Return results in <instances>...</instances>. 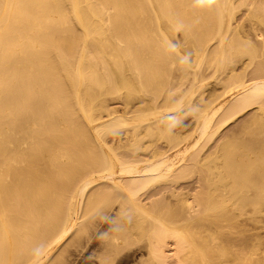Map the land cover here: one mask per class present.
Returning <instances> with one entry per match:
<instances>
[{
    "label": "bare ground",
    "instance_id": "bare-ground-1",
    "mask_svg": "<svg viewBox=\"0 0 264 264\" xmlns=\"http://www.w3.org/2000/svg\"><path fill=\"white\" fill-rule=\"evenodd\" d=\"M237 2L0 0V264L62 263L113 205L110 253L264 264V3Z\"/></svg>",
    "mask_w": 264,
    "mask_h": 264
},
{
    "label": "rangeland",
    "instance_id": "rangeland-1",
    "mask_svg": "<svg viewBox=\"0 0 264 264\" xmlns=\"http://www.w3.org/2000/svg\"><path fill=\"white\" fill-rule=\"evenodd\" d=\"M240 0H238V4L240 3L239 2ZM253 1V2H252ZM255 1V2H254ZM261 1V2H260ZM258 0V2H260V3H264V0ZM243 2H246V5H247V3L249 2V3H251V4H254V3H258L256 0H251V2L250 1H244L243 0ZM248 3V4H249ZM245 5V4H244ZM239 7H241V9L239 8ZM247 7L246 6H240V4H239V6H238V8H237V15H238V17H240V14L242 13V11H243V13L242 14H244V12H245V9H246ZM241 10V11H240ZM178 34H180L179 32H177V36L176 37H180L181 36V34L180 35H178ZM175 37V36H174ZM172 38L173 39V41L176 43V41L178 40L177 38V40L175 39V38ZM178 37V38H179ZM188 59L189 60H191L192 61V58H191V56H189L188 57ZM176 69V68H175ZM182 70V69H181ZM176 71V70H175ZM174 71V72H175ZM180 73V68L178 69V67H177V71L175 72L176 74H179ZM181 73H182V71H181ZM180 73V74H181ZM215 83H216V86L213 88V89H217V88H220L219 86V84H217V80H213L212 79V82L210 83L211 85H209V86H207V88L208 89H206V91H205V94H204V96H207L208 94V92H209V88H211V90H212V86H214L215 85ZM109 95V96H108ZM108 95H106L107 97H106V105H108V107H110L109 109H111V106H114V107H118L119 108V106H121L122 108H123V106H122V104L119 102L120 101V98H118V100H115V99H113V101L111 100V94H108ZM107 100H108V102H107ZM114 100H115V102H114ZM113 102V103H112ZM108 103V104H107ZM117 103V104H116ZM119 103H120V105H119ZM117 105V106H116ZM188 114H190V115H185L186 117L184 118V119H180L181 121H179V123L178 124H176V127H175V129L177 128V127H179L178 129H186L187 127H189L190 126V124L192 125V123H195V121H194V118H192V115H193V117H194V113H188ZM104 115H106V114H104ZM106 118H107V116H106ZM190 123V124H189ZM181 125V126H180ZM184 125H187V126H184ZM229 128L230 127H228V129L226 128V129H222L219 133L221 134V136L222 137H226V133L228 132L227 130H229ZM226 131V133H224ZM223 133V134H222ZM224 135V136H223ZM221 136H219V134L217 133L216 135H214L213 136V138L212 139H214V141L211 139V141L208 143V145L209 146H213L217 141H218V139L220 140L222 137ZM106 137V140H107V143L111 146V133H109V134H107V136H105ZM221 137V138H220ZM217 138V139H216ZM154 138H151V137H145V139H143V141L141 142V144L143 145V144H146V145H151L150 147L152 148V143H150V142H152V140H153ZM216 139V140H215ZM165 141V143H166V141H167V144H168V142H169V139H167V138H163V140L162 139H160V141H158L159 142V145L161 146H163L164 145V143L163 142ZM158 142H157V145L156 146H158ZM211 142H213V143H211ZM150 143V144H149ZM146 145H145V147H146ZM144 146V145H143ZM149 147V148H150ZM194 179H195V176L193 177ZM193 178H192V180H193ZM191 180V181H192ZM114 206H116V205H113V208H114ZM107 209L106 210V212L105 213H101L99 216H101V217H98L99 219H102V220H99V221H101L102 223H100V226L98 227V220L96 221V223L93 225V226H96L97 225V227H93V226H89L88 227V230H87V228H86V230H87V235L89 234L90 235V237H88V236H86V230L84 231L83 230V233L81 232V234H83L82 235V237H84V234H85V239H86V241L84 242V245L81 247L80 246V249H78V250H74L73 248L74 247H71V250H70V252H72V254L70 255V253H69V251H67L68 253H66L65 252V256H66V254H68V258H67V260H65V261H62V263L61 262H59V263H57V264H102L101 263V261H100V259H102V258H104V257H106L107 256V263L106 264H142V261L143 260H145V259H147V254L145 255L144 253L146 252V250H144V249H142L143 248V246H142V243H136L135 245H134V243H132L131 245L130 244H123V248H121V251H120V249H119V253L120 254H118V252L116 253V252H112V253H110V250L108 249V251L105 249V247H102V246H105L106 245V243L108 244V238H106L105 236H106V234H108L109 233V231H111V229L109 228L110 226H111V218L113 217L112 216V214L114 213V210H115V208L114 209ZM110 210V211H109ZM113 210V211H112ZM108 212V213H107ZM106 213H107V216H106ZM105 218H103V217ZM80 219H82V218H80ZM84 219V218H83ZM83 219L81 220V223L83 222ZM95 219H97V217L95 218ZM80 222V221H79ZM81 223H79V225H78V227H76L77 228V230H76V228H74L73 229V232L71 233V235H70V237L68 236L67 237V239H66V241H65V243L66 242H68L69 240H71L72 238H74L73 237V234H74V236L75 235H78V234H76L77 232H80V231H78V228L80 227V225H81ZM257 224L258 225H260V226H264V211H262V212H259L258 213V219H257ZM89 228H91V229H89ZM104 228H106L105 230H103ZM108 229V230H107ZM107 230V231H106ZM75 231H76V233H75ZM103 232V234H104V232L106 233V234H104V235H102L101 233ZM101 234V235H100ZM103 238V239H102ZM106 239V240H105ZM100 240H105V241H103V243H105V245L104 244H102L101 242H100ZM64 243V244H65ZM101 243V244H100ZM138 244V245H137ZM102 245V246H101ZM125 245V246H124ZM128 245V247H126ZM142 248H141V247ZM101 247V248H100ZM126 247V248H125ZM101 249H102V252H100L101 251ZM100 250V251H99ZM98 252H100V253H98ZM105 252H106V255H105ZM110 254H109V253ZM116 253V254H115ZM143 253V254H142ZM57 254H58V252H57ZM56 254V255H57ZM97 254H100L101 256H102V258L101 257H99V255H97ZM118 254V255H117ZM100 262V263H99ZM140 262V263H139ZM144 263L143 264H145V261H143ZM48 263H50V261L48 262ZM47 263V264H48ZM51 263H52V261H51Z\"/></svg>",
    "mask_w": 264,
    "mask_h": 264
}]
</instances>
